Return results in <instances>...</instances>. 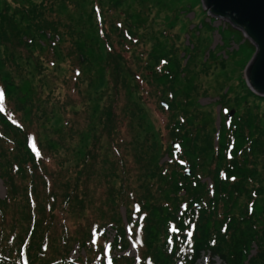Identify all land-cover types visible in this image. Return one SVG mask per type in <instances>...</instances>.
Here are the masks:
<instances>
[{"label":"trees","instance_id":"1","mask_svg":"<svg viewBox=\"0 0 264 264\" xmlns=\"http://www.w3.org/2000/svg\"><path fill=\"white\" fill-rule=\"evenodd\" d=\"M1 1L0 264H264V96L213 88L216 122L210 50L128 0Z\"/></svg>","mask_w":264,"mask_h":264},{"label":"rangeland","instance_id":"2","mask_svg":"<svg viewBox=\"0 0 264 264\" xmlns=\"http://www.w3.org/2000/svg\"><path fill=\"white\" fill-rule=\"evenodd\" d=\"M128 1L131 2H128L129 5H133L134 7V10L132 9V11H137V17L142 19V24L149 21L153 25L154 32L152 31L151 35L157 36L155 32L158 31V28H161L160 26H165L168 33L167 43L165 42L164 47L169 48L168 44L170 42H173L174 44L186 43L189 34H191L189 38L192 39L193 42H195L194 38H196L198 40L196 46L199 54L194 56V60L199 69L201 68L200 61L206 56L207 51L210 50V56L207 62L210 66L206 69L208 74L200 77V81L210 85L211 93L207 96L197 97L195 101L200 105H206L209 103L210 106L215 107V121L217 122L219 119V104L214 101L215 96L213 94L215 90L213 88L216 89V87L221 86L226 89L230 85L231 89L234 86L233 84L236 85L239 83V85H241L239 78H242L245 82L243 68L251 56L253 46L239 31L229 27L226 21L207 15L206 11L201 7L200 0ZM2 4L3 2L0 0V6ZM88 9V0H79L78 7L75 10L64 7L62 13L72 15L75 19L83 14L82 17L85 18ZM169 27H171V29H168ZM175 32L177 35H174ZM146 38L148 39V36ZM169 52L170 51L167 53ZM213 56H215V60H212L214 58ZM89 70H94V68H89ZM219 70L221 71L218 72ZM95 81L96 78L94 79V82ZM197 81L198 78H196V82ZM103 83L104 82H102L101 85H103ZM233 110V108H226L223 111L230 116L233 113ZM149 111V115L147 114L145 117L148 121L155 119L156 114V111H154L155 114H153V109L151 107L149 108ZM171 145L175 146V143L173 142ZM4 191L3 184L0 181V196H3ZM262 197V195L254 197L253 208H255L254 204L262 206ZM249 209H251V207H249ZM120 213L122 218L125 219L123 207L120 208ZM105 233V236L110 239L113 231L107 226L105 228ZM253 250L254 248L251 249V252H253ZM125 251L129 256L136 257V252L131 241ZM82 253L84 252L81 249L74 248L71 251V257L82 255ZM107 257H109L108 252H106V258ZM195 262V264H224L218 256H214L210 259L206 253L202 254Z\"/></svg>","mask_w":264,"mask_h":264},{"label":"water","instance_id":"3","mask_svg":"<svg viewBox=\"0 0 264 264\" xmlns=\"http://www.w3.org/2000/svg\"><path fill=\"white\" fill-rule=\"evenodd\" d=\"M200 3L206 14L226 21L253 46L243 77L252 92L264 96V0H200Z\"/></svg>","mask_w":264,"mask_h":264},{"label":"snow or ice","instance_id":"4","mask_svg":"<svg viewBox=\"0 0 264 264\" xmlns=\"http://www.w3.org/2000/svg\"><path fill=\"white\" fill-rule=\"evenodd\" d=\"M3 98V93H0V99H2ZM0 110H2V109H0ZM191 235V233H189V236Z\"/></svg>","mask_w":264,"mask_h":264},{"label":"bare ground","instance_id":"5","mask_svg":"<svg viewBox=\"0 0 264 264\" xmlns=\"http://www.w3.org/2000/svg\"><path fill=\"white\" fill-rule=\"evenodd\" d=\"M230 27V26H229Z\"/></svg>","mask_w":264,"mask_h":264}]
</instances>
